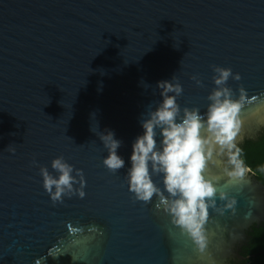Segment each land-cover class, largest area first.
<instances>
[{
	"label": "water",
	"instance_id": "water-1",
	"mask_svg": "<svg viewBox=\"0 0 264 264\" xmlns=\"http://www.w3.org/2000/svg\"><path fill=\"white\" fill-rule=\"evenodd\" d=\"M213 65L240 74L227 86L236 99L243 87L250 101L237 144L256 137L264 128V0H0V264L243 258L249 232L264 225V184L249 170L242 187L218 185L238 203L235 214L210 209L204 255L155 196L137 201L125 178L142 116L162 102L158 82L176 76L181 109L203 114ZM105 130L122 142L126 165L115 174L103 164ZM60 156L74 176L83 171L85 198L53 204L44 189L40 167L57 175L51 165ZM153 179L163 189V177Z\"/></svg>",
	"mask_w": 264,
	"mask_h": 264
},
{
	"label": "clouds",
	"instance_id": "clouds-1",
	"mask_svg": "<svg viewBox=\"0 0 264 264\" xmlns=\"http://www.w3.org/2000/svg\"><path fill=\"white\" fill-rule=\"evenodd\" d=\"M212 70L216 87L207 97L209 103L203 114L199 108L181 109L177 98L183 94V87L176 76L171 81L158 82L162 102L142 116L144 131L132 144L131 166L125 177L137 201L147 204L156 197V208L163 209L201 255L207 254L209 244L205 225L210 209L222 216L228 210L235 214L237 208V199L218 185L231 182V186L242 187L249 182L237 137L242 127V109L250 101L243 87L236 99L233 89L227 86L230 78L240 81V74L215 65ZM192 79L203 86L196 76ZM99 138L108 151L104 166L114 174L124 169L126 162L117 154L122 142L115 138V133L105 130ZM8 150L14 151L11 146ZM220 163L228 167L217 174L213 169ZM51 167L57 175L47 167H40V174L53 204L62 203L65 196L85 198L86 180L82 170H75L74 176V167L63 156L54 159ZM153 176L163 177V189L157 186ZM77 184L79 187H74Z\"/></svg>",
	"mask_w": 264,
	"mask_h": 264
},
{
	"label": "trees",
	"instance_id": "trees-1",
	"mask_svg": "<svg viewBox=\"0 0 264 264\" xmlns=\"http://www.w3.org/2000/svg\"><path fill=\"white\" fill-rule=\"evenodd\" d=\"M237 147L246 167L264 184V129L256 139H245ZM241 255L243 258L233 259L229 264H264V225L253 227L249 232V242Z\"/></svg>",
	"mask_w": 264,
	"mask_h": 264
},
{
	"label": "flooded vegetation",
	"instance_id": "flooded-vegetation-1",
	"mask_svg": "<svg viewBox=\"0 0 264 264\" xmlns=\"http://www.w3.org/2000/svg\"><path fill=\"white\" fill-rule=\"evenodd\" d=\"M263 129H264V128H263ZM263 129H262V130H263ZM261 132H262V131H261ZM261 132H260V133H261ZM259 135H260V134H258V135H257L256 137H254V138H246V139H256ZM244 140H245V139H244ZM244 140H243V141H244ZM243 141H242V142H243ZM240 143H241V142H240ZM240 143H238V144H240ZM238 144H237V146H238ZM226 167H228V165H226ZM226 167H225V168H226ZM247 169L250 171V173H252L255 177H257V175H255V174L252 172V170H251L250 168H247ZM257 178H258V177H257ZM230 261H231V260H230ZM230 261H229V262H230Z\"/></svg>",
	"mask_w": 264,
	"mask_h": 264
}]
</instances>
